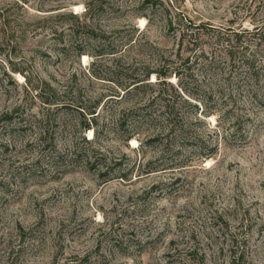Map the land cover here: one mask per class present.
<instances>
[{"label":"rangeland","instance_id":"1","mask_svg":"<svg viewBox=\"0 0 264 264\" xmlns=\"http://www.w3.org/2000/svg\"><path fill=\"white\" fill-rule=\"evenodd\" d=\"M179 12L264 31V0H0V264H264V41L258 78L219 57L124 94L200 51L180 43ZM43 82L70 106L36 97ZM160 89L184 132L159 133L163 118L123 131Z\"/></svg>","mask_w":264,"mask_h":264},{"label":"trees","instance_id":"2","mask_svg":"<svg viewBox=\"0 0 264 264\" xmlns=\"http://www.w3.org/2000/svg\"><path fill=\"white\" fill-rule=\"evenodd\" d=\"M86 11L89 13L91 12L90 5H87ZM76 15L74 13H60L57 17H75ZM170 24L176 23L179 25V27L182 29L180 32V43L187 44L185 49H188L190 47V44H194L196 47V50H200L199 52H195L194 55L192 53L188 54H182L179 53L178 57L179 60L174 63L173 65H168L165 63L163 65L166 69H156V70H149L146 75L139 78H134V80L127 86L123 88V91H125L124 94H136L140 93L141 89L149 85L152 82H147L148 79H150V75L152 73H155L157 78L160 80L164 85H171L170 82L167 80H163L164 78L176 76L179 77V80H181L182 75L185 70H191L192 66L195 65L198 61L201 60L200 65H206L208 68H218L219 64V57H225L231 65V69L235 68L236 66L240 67V64H245L247 71L251 74V78H258L260 70L258 69L260 66L256 63V56L258 53V48L256 51L251 50V42L252 40H261L257 44H263L264 41V31H228V32H222L218 30L216 27L207 25L206 23H196L194 20L189 19L185 14L182 12H179L178 14L171 16ZM251 34V36H249ZM209 37L211 39H214L216 42H222L223 43V51L216 54L213 51H211L212 54L204 48L203 45H198L196 42H200V40ZM226 44V45H224ZM195 48H191L193 51ZM218 57V58H216ZM194 58V60H193ZM242 62L240 63V61ZM175 62V61H174ZM239 64V65H238ZM241 64V65H242ZM249 77V79H251ZM157 82V80H156ZM33 89L35 90L36 97H41L43 103H46L47 106L54 105L55 108L60 109L63 106H70L69 104L65 103V101H62L58 97V92L56 89L49 83V82H43L40 85L33 86ZM165 90V89H164ZM187 89H185L184 85H181L180 83V92L177 90L180 97H184L186 95ZM252 94L249 95L253 98L254 93L257 95V91L252 90ZM188 94V93H187ZM197 94V93H196ZM169 95V94H168ZM168 95H164L162 93V89H160L158 95L154 97L153 100H151L148 104H144L140 107H135L133 109L134 112V121L131 124L127 125V120L123 123L125 126L123 127V131L126 133H141L144 130V125L151 124L154 121L161 120L160 118L165 119V125L163 129L159 133H183L184 132V115H182V111L180 109V105L177 106L176 100L172 97H168ZM193 96V95H189ZM202 96V97H201ZM189 98V97H188ZM187 98V100H188ZM195 99L199 100L202 103L207 102V99L205 95L197 94V96H194ZM103 99H99L96 106L92 107L90 110V114L92 115V120L87 123L86 128H94V131H96V125L98 124L99 119V113H97L96 108H98L101 105V102H103ZM110 99V98H108ZM107 99V100H108ZM156 100H159L160 104L158 105L161 109H158L157 106H155ZM186 100V101H187ZM163 101V102H162ZM96 107V108H95ZM95 108V109H94ZM149 111H145L148 110ZM81 112L83 109H79ZM212 112H208L207 116L211 115ZM132 137H130L131 139ZM209 156H212L211 153ZM242 261V255L241 254H234L233 259L231 261V264H241Z\"/></svg>","mask_w":264,"mask_h":264},{"label":"bare ground","instance_id":"3","mask_svg":"<svg viewBox=\"0 0 264 264\" xmlns=\"http://www.w3.org/2000/svg\"><path fill=\"white\" fill-rule=\"evenodd\" d=\"M87 56V55H86ZM87 58V57H86Z\"/></svg>","mask_w":264,"mask_h":264}]
</instances>
